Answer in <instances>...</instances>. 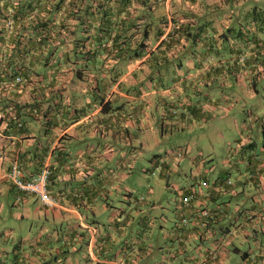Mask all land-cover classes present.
<instances>
[{
	"label": "crops",
	"instance_id": "crops-1",
	"mask_svg": "<svg viewBox=\"0 0 264 264\" xmlns=\"http://www.w3.org/2000/svg\"><path fill=\"white\" fill-rule=\"evenodd\" d=\"M183 62L187 65L186 71L180 70L176 81L158 88H153L152 83L142 76L132 74L139 61L130 64L112 83L105 97L110 105L104 107L98 99H93L94 91L76 78L67 65H62L63 72L58 73L59 79L55 75V83L51 80L52 84H49L46 77L50 76H45L38 79L40 84L38 81L31 82L16 89L14 96L22 102L34 99L42 102L36 110L24 108L35 112V119L28 124L32 128L29 137L4 133L3 110L0 111V191L5 189L13 194L19 212L12 210L11 215L24 217V214L31 212L37 216L41 214V220L34 226L30 223L28 230L18 234L17 238L9 232L1 233L0 264H231L234 261L231 251H240L235 243L229 246L235 237L236 230L232 229L234 221L238 222L236 226L245 237L255 235L257 226L264 233V91H260L257 85L264 79L263 58L262 64L256 59L249 60L244 66V71L249 69L258 77L254 89L241 90L246 85L241 71L237 72V76L226 74L222 87L211 84L209 89H200L197 103L202 105V109H198L196 114L183 104V107L172 110L179 117L174 115L169 123L163 119L156 123L161 131L168 126L183 130L184 124L191 127L194 119L197 121L211 116L218 106H222L226 112L238 103L244 114H248L246 118L250 122L244 119L241 126L235 123L237 130L234 128L236 131L233 130L226 139L230 141L222 169L214 171L212 175L201 173L208 178L209 194L198 195L196 201L191 202L193 207L186 208L178 201L175 217L171 218L169 226L158 222L156 230L152 227L154 224H151L150 215L156 205L154 202L143 198L135 205L128 195L126 204L118 206L112 198V194L122 188L125 194L133 192V182L128 185L125 180L132 177L135 153H140L144 145L141 137L135 140L136 125L143 111L151 110L154 106L156 113L164 116L160 108L163 109L166 100L176 95L180 100L191 99L179 96L187 92L183 81L204 76L202 70L193 68L191 57H184ZM229 75L230 81L226 80ZM232 78L235 81H231ZM0 91L4 96L12 95L7 88ZM257 97L261 99L256 100L254 107L245 108L247 99ZM215 98H218L217 101ZM59 101L62 103L54 104ZM51 119L56 121L50 127L52 134L49 131L45 135L42 133V121L46 120L49 124L52 123ZM153 123L150 118L147 124H143V131H153ZM153 133L156 135L155 131ZM44 138L53 140L44 161L50 168L47 190L52 203H45L36 194L19 190L7 177L14 157L25 168L24 171L32 169V153H22L29 142ZM258 143H261L260 153L256 151ZM245 147H248V151ZM157 157L153 158L155 162ZM24 174L28 175L29 171ZM167 175L160 176L167 180ZM232 175L241 177L233 181ZM197 181L194 175L189 182L181 185V195L192 187L196 188ZM249 181L261 195L249 196L251 202L248 200L249 206L245 208L239 200H232L239 195L245 200L244 192ZM4 184L5 187H2ZM18 195L22 198L16 201ZM19 203L24 204L19 206ZM206 205L218 209L217 217L200 230L197 227L199 222L193 216L197 209ZM193 210L196 213L191 216ZM181 215L189 216L188 220L194 226L191 225L193 234L204 231L200 242L189 236V227L178 228L176 222ZM163 218L160 216V220ZM25 219L28 221V218ZM216 237L222 238L220 248L212 245V239ZM155 249L162 252V255L158 254V259L155 258L157 255L150 257ZM247 262L261 263L258 258L252 261L249 250H244L241 261L233 264Z\"/></svg>",
	"mask_w": 264,
	"mask_h": 264
},
{
	"label": "trees",
	"instance_id": "trees-1",
	"mask_svg": "<svg viewBox=\"0 0 264 264\" xmlns=\"http://www.w3.org/2000/svg\"><path fill=\"white\" fill-rule=\"evenodd\" d=\"M184 57H191L193 68L204 72L197 80L183 81L186 91L197 95L211 84L222 87L226 74L237 76L249 60L257 59L262 64L264 0H0V90L7 88L12 94L4 96L0 91V111L5 121L2 131L30 136L32 128L28 124L35 119V112L24 108L36 110L42 101L22 102L14 96L16 89L31 82L40 84L38 79L45 76H50L46 77L49 84L51 80L55 83L58 73L63 72L62 65L69 66L73 75L94 91L93 99L104 107L110 105L105 97L112 83L130 64L139 61L132 74L158 88L176 81L182 67L186 71ZM179 96L191 99L180 100L176 95L166 100L162 110L169 119L183 104L193 114L202 109L197 103L200 97L187 92ZM58 103L62 102L54 104ZM51 122L42 121L43 134H52L50 127L56 121ZM52 141L44 138L28 143L22 154L31 152L34 158L29 177L44 166ZM153 158L155 166H159L158 174L165 176L170 161L158 156L155 162ZM20 166L23 173H28L21 163ZM196 176L198 186L183 193H193L191 202L200 195L199 182L209 184L206 175ZM127 194L131 196L132 192ZM143 198L133 195L132 201L136 205ZM191 202L186 208L193 207ZM206 206L212 217L203 226L198 223L200 230L217 217L218 209ZM195 213L193 210L190 215ZM193 217L198 220L197 213ZM183 218L186 215L176 222L178 228L189 227V236L200 242L204 231L193 234L192 221ZM222 242L221 237L212 239V245L218 248Z\"/></svg>",
	"mask_w": 264,
	"mask_h": 264
},
{
	"label": "rangeland",
	"instance_id": "rangeland-1",
	"mask_svg": "<svg viewBox=\"0 0 264 264\" xmlns=\"http://www.w3.org/2000/svg\"><path fill=\"white\" fill-rule=\"evenodd\" d=\"M183 70L184 68L182 67V71ZM240 73H242L241 78H244L246 83L241 90L246 91V88L254 89L256 84H254V82L257 81L258 77L255 76L254 73L251 74L249 69L244 71L243 68ZM226 80L230 81V75ZM233 80L234 78H232L231 81ZM257 85L260 91H264V79L258 82ZM223 91H225L224 86ZM187 93L194 96V98L200 97V95L188 91ZM246 99L247 98H245V100ZM258 99L261 98L247 99L245 108L250 109L254 107ZM238 105L239 103L235 105L236 107L234 106L231 110H228L230 112H225L222 106H218V108L211 113V116L204 117L197 121L194 119L191 127L190 124H184L183 130H178L176 127L170 128L168 126L161 131L156 123L162 119L169 123V118L165 115L163 116L162 113L161 115L156 113V108L154 106L151 110L147 111L146 109L143 111L141 119L136 125L135 140H139L141 137V140H144V145L140 153H135L134 172L128 181L125 180V183L127 182L129 183L128 185H131V181L133 182L132 187L130 186L133 191L130 200H133V195H138L156 204L150 211L152 219L151 224H154L152 225L154 230H156L158 222H162L163 225L166 223V227H168L171 223V218L175 217L176 206L181 196V185L189 182L194 175H199L200 173L212 175L214 171L222 169L223 157L230 141L226 139L232 134L234 128L237 127L235 123L241 126L244 119H246L247 123L250 122V119L246 118L248 114H244L243 108H241V106L238 107ZM160 111H162V108H160ZM150 118L152 122H155L153 123V131H143V124H147ZM236 130H234V132ZM154 131L156 135H154ZM238 148H240V146ZM257 148L256 151L260 153L261 143H258ZM137 149L138 148H136V151ZM245 150L248 151V147H245ZM179 151L181 153L178 155L177 153ZM155 156H160V158L163 157L170 161V168L167 171V180L158 174L159 166L156 167L152 162V158ZM240 177L241 176L232 175V180L235 181L237 178L240 179ZM2 187H5V184ZM123 191L124 189L122 188L119 192L112 194V198L118 206L124 203L126 204V199H128V194L123 193ZM254 194L261 195L254 184L249 181L244 192L245 200H242V196L239 195L232 201L236 202L239 200V203H242V206L246 208L249 206V203H247L248 200L251 199L249 196ZM15 200H21L20 196L18 195ZM0 203H2L0 206V235L1 233L4 234L9 232L14 234V237L17 238L18 234L28 230L30 223H33L32 225L34 226L41 220L39 219L41 214L37 216V214L31 212H29V215L24 214V217H15V215H11L12 210L19 212L18 206H16L17 204L14 203L11 191H6L5 189L0 191ZM23 204L24 203H19V206ZM160 216L162 218L164 216V218L160 220ZM25 218H28V221H26ZM233 223L235 225L232 226V229L234 231L236 230L234 233L235 237L233 238V242H230L229 246L232 247L235 243L240 248V251H231V259L234 260L231 264L241 261V253L244 250H249L252 261L258 258L261 262L260 264H264V233L261 232L260 227H256L259 232L257 231L255 235L250 234L245 237L242 231L236 226L238 222L234 221ZM158 254L162 255L161 250L155 249L150 257L157 255L155 258L158 259L160 257ZM247 264H249V262H247Z\"/></svg>",
	"mask_w": 264,
	"mask_h": 264
},
{
	"label": "built area",
	"instance_id": "built-area-1",
	"mask_svg": "<svg viewBox=\"0 0 264 264\" xmlns=\"http://www.w3.org/2000/svg\"><path fill=\"white\" fill-rule=\"evenodd\" d=\"M240 58H244V56L241 55ZM16 78L17 80L20 79L19 76ZM180 153L181 152L179 151L177 154L179 155ZM49 174H50L49 166L48 164H44V166L35 175L31 177H25L23 170L20 166V163L17 160V157H14V159L11 161L9 165V169L7 171V177L19 190H22L26 193L36 194L45 203H52V198L47 190ZM227 182H230V180L227 179ZM199 183L201 185L199 187V193L202 195L208 194L209 193L207 191V188L209 186L208 182L202 180ZM192 198H193V193L182 194L180 198L181 205L186 206L190 204ZM197 214H198L197 221L199 222L200 226L205 225V220L212 217V211L207 206L198 209ZM188 217L189 216L186 215V218ZM186 218H183V220H186Z\"/></svg>",
	"mask_w": 264,
	"mask_h": 264
}]
</instances>
